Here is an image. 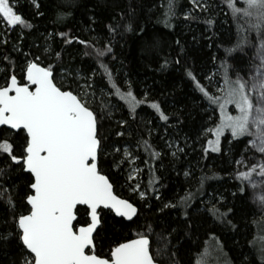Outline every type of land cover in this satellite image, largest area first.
<instances>
[{
  "label": "trees",
  "instance_id": "obj_1",
  "mask_svg": "<svg viewBox=\"0 0 264 264\" xmlns=\"http://www.w3.org/2000/svg\"><path fill=\"white\" fill-rule=\"evenodd\" d=\"M37 2L39 9L32 0H19L17 11L33 27L17 26L4 32L8 43L0 42V69L6 66L3 57L8 54L15 61L17 74L26 59L22 53L40 54L45 62H54L51 57L43 55L42 50L47 46L61 53L67 69L78 71L80 77H90L99 66L98 58L93 49H86L78 41H91L94 48H105L111 40L113 53L106 54L103 59L119 73L117 79L121 82V90L126 91L130 82L137 99L147 97L136 108L133 118L124 100L108 94L110 82L107 78L100 72L95 75L94 86L103 83L104 89L102 95L101 88L96 87L95 97L90 98L91 106L98 113L105 102L112 106L111 118L103 121V133L110 143L122 150L129 149L132 153L130 160L134 161L132 165L129 162L117 170L111 166L113 157H106L103 171L115 181L116 194L138 206L141 226L145 222H155L169 231L172 228L177 230L175 236L180 241L177 264H208L205 263V253L215 241L232 264H264V257L258 254L256 246L261 234L258 222L264 221V216L255 209L245 182L236 178L239 172L249 170L239 161L251 165L258 156L250 148L245 152L241 141H232L230 145L224 140L223 152H205L207 140L212 137L207 129L218 121L219 112L217 109L213 113V106L187 75L190 70L209 92L219 94L216 81L220 77L213 74L225 57V49L235 46L238 37L237 24L226 7V0H208L212 5L209 12L194 11L190 0H176V15L167 26L163 21L168 0ZM117 13L124 14V20H120ZM129 19L133 24L132 31L121 30V35L109 33L110 23H124ZM209 19L214 23L209 24ZM243 34L241 31L240 35ZM68 40L72 42L68 43ZM255 50L246 47L229 58L242 75L249 73ZM86 51L92 55H84ZM112 55L116 57L114 60ZM27 58L31 59V56ZM177 60L180 62L176 63ZM165 61L167 65L162 67ZM57 83L71 84L72 89L81 94L91 93L82 78L73 82L71 76L65 79L57 73ZM88 83L91 84L92 80L89 79ZM152 102L160 104L161 111L169 117L167 121L151 107ZM121 120L127 121L124 128H118L117 121ZM116 131H123L125 135H112ZM145 141L151 145L148 150L144 147ZM152 151L158 152L159 157L153 158ZM173 152L177 153L176 156L172 155ZM131 166L138 167L139 171L136 180L129 182L127 177ZM185 172L189 175L185 176ZM201 178H206L202 186ZM17 183V210L22 211L20 197L27 189L25 181L17 180ZM130 183H138L149 199L141 200L136 193H130ZM186 194L191 197L186 206L160 211L165 203L178 202ZM156 195L160 196L159 200L155 199ZM214 208L227 213V222L215 218ZM7 214L6 205L0 203V219ZM120 219L107 216L100 230L97 245L105 253L109 251V245L115 246L114 242H124L135 234L136 226L129 231L128 222L122 224ZM18 253L15 240L0 241V264H14Z\"/></svg>",
  "mask_w": 264,
  "mask_h": 264
},
{
  "label": "snow or ice",
  "instance_id": "obj_2",
  "mask_svg": "<svg viewBox=\"0 0 264 264\" xmlns=\"http://www.w3.org/2000/svg\"><path fill=\"white\" fill-rule=\"evenodd\" d=\"M190 2L194 11L209 12L212 9L208 0ZM32 3L40 8L37 0H32ZM18 4L19 0H0V22L12 28L31 29L33 25L17 11ZM175 5L176 0H168L163 21L166 26L176 15ZM226 7L237 24L238 37L235 46L225 49V57L213 74L220 77L216 81L219 94L209 92L193 72H187L188 77L195 81L196 88L213 106V113L219 110L218 121L207 129L214 139L207 140L205 152H223V138L230 145L232 141L243 142L245 152L251 148L264 160V0H226ZM117 16L124 20V14L117 13ZM207 22L214 23L211 19ZM121 30H133L131 19L108 25L110 34L121 35ZM241 31L244 33L242 36ZM20 38L23 39L22 34ZM78 42L86 49H93L98 58L99 66L90 77H80L78 71L67 69L61 53L47 46L42 50L43 55L51 57L54 62H45L40 54L22 53L26 59L19 74L10 54L3 57L6 66L0 69V203L6 205L8 214L0 219V241L17 242L19 253L14 264H177V245L180 244L175 236L177 230L172 228L169 231L155 222H145L141 226L138 207L116 194L115 181L103 171L107 156L113 157L111 166L117 170L134 161L130 160L132 153L129 149L122 150L115 143H110L103 133V121L111 118L112 106L105 102L98 113L90 104V98L96 95V87L101 88L103 95V83L94 86L97 72L110 82L108 94L118 95L124 100L133 118L136 108L147 97L137 99L130 82L126 91L121 90V82L117 79L119 73L103 59L106 54L113 53L111 40L105 48H94L91 41ZM3 43L8 41L5 39ZM246 47L255 48L256 56L249 73L242 75L229 58ZM84 55L90 56L92 52L86 51ZM115 58V55L111 56V59ZM166 65L167 61L162 67ZM57 73L65 79L71 76L73 82L78 78L84 79L91 93L81 94L74 91L71 84L57 83ZM230 106L235 115L230 114ZM151 107L161 119H169L158 102H152ZM117 125L124 128L127 121H117ZM226 134H230V138ZM112 135L123 137L125 133L116 131ZM144 147L148 150L151 145L145 141ZM176 154L172 153L173 156ZM150 155L158 158L160 154L152 151ZM239 163L249 170L239 172L236 178L255 188L253 177L264 179V163L259 167L255 163L246 165L244 160ZM135 171L138 172L139 168ZM204 179L201 178V186ZM17 180L25 181L27 189L20 197L22 211L17 210ZM127 180H136L132 170H129ZM149 183L153 186L152 181ZM129 186L141 200L149 199L138 183H130ZM154 190L158 192V189ZM155 199L159 200L160 196L156 195ZM190 199L186 194L178 202L165 203L160 211L186 206ZM259 199L264 205V195ZM109 215L121 218L122 224L127 221L129 231L135 225L136 231L124 242L116 241L115 246L109 245V251L105 253L98 248L97 237ZM213 215L221 222H227V213L218 208L213 209ZM258 223L264 229V221ZM259 251L264 257V244Z\"/></svg>",
  "mask_w": 264,
  "mask_h": 264
},
{
  "label": "rangeland",
  "instance_id": "obj_3",
  "mask_svg": "<svg viewBox=\"0 0 264 264\" xmlns=\"http://www.w3.org/2000/svg\"><path fill=\"white\" fill-rule=\"evenodd\" d=\"M9 28L12 29V27L7 26L5 22H0V37H2V40L0 41L1 43H3V41L5 40V37H6L4 32ZM255 56H256V50H255L254 58H255ZM254 58H253V61H254ZM218 112H219V110H218ZM229 112H230V114H233V115L236 114L234 109L232 108V106H230ZM226 135H228V134H226ZM229 136H230V134H229ZM210 139H214V137L212 136ZM223 141H224V139L222 138V144H223ZM249 143H251L250 140H249ZM250 150L252 152H255L251 148H250ZM211 153H214V152H211ZM256 154L258 157L254 160L253 163H255L257 167H259L260 163H264V160L261 159V157L258 153H256ZM245 164L247 165L246 162H245ZM130 165H132V162L130 163ZM243 167H245V166H243ZM135 169H136L135 167L131 166V168L129 170H132L133 173L135 174V176H137V172L135 171ZM253 182L256 184L255 188H253L251 184H248V182H245V186H246V188L250 194V198H251V201H252L255 209L257 210V212L260 215L264 216V211H262V208H264V205H262V203L259 199L261 195H264V179H261L260 177L254 175ZM134 184H137V183H134ZM130 193L133 194L131 187H130ZM138 197H139V195H138ZM260 232H261V234L258 237V240L256 242L257 251H258L259 255H260V251H259L260 247L262 244H264V229H262L261 226H260ZM205 263H208V264H211V263L212 264H232L231 261L229 260V258H227L226 253H224L221 246L216 241L212 242V246H210L207 249V251L205 253Z\"/></svg>",
  "mask_w": 264,
  "mask_h": 264
},
{
  "label": "water",
  "instance_id": "obj_4",
  "mask_svg": "<svg viewBox=\"0 0 264 264\" xmlns=\"http://www.w3.org/2000/svg\"><path fill=\"white\" fill-rule=\"evenodd\" d=\"M114 191H115V189H114ZM119 196V195H118ZM121 198H123V197H121ZM125 199V198H124ZM131 202V201H130ZM133 203V202H132ZM134 204V203H133ZM134 205H136V204H134ZM137 206V205H136ZM138 207V206H137ZM139 209V208H138ZM118 218V217H117Z\"/></svg>",
  "mask_w": 264,
  "mask_h": 264
}]
</instances>
